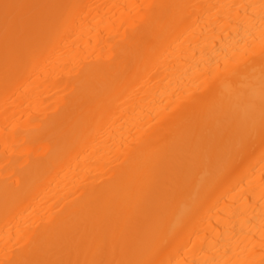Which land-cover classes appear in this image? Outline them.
I'll return each instance as SVG.
<instances>
[{
	"label": "bare ground",
	"instance_id": "1",
	"mask_svg": "<svg viewBox=\"0 0 264 264\" xmlns=\"http://www.w3.org/2000/svg\"><path fill=\"white\" fill-rule=\"evenodd\" d=\"M0 264H264V0H0Z\"/></svg>",
	"mask_w": 264,
	"mask_h": 264
},
{
	"label": "snow or ice",
	"instance_id": "2",
	"mask_svg": "<svg viewBox=\"0 0 264 264\" xmlns=\"http://www.w3.org/2000/svg\"><path fill=\"white\" fill-rule=\"evenodd\" d=\"M26 7L25 5H16V4H4L3 9H4V14H5V19L7 20H15L18 18V13L17 10L22 9Z\"/></svg>",
	"mask_w": 264,
	"mask_h": 264
}]
</instances>
